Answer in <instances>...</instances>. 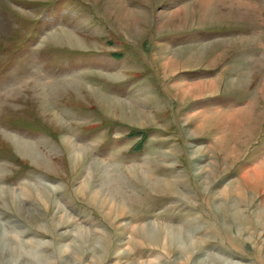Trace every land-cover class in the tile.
Wrapping results in <instances>:
<instances>
[{"label": "rangeland", "instance_id": "obj_1", "mask_svg": "<svg viewBox=\"0 0 264 264\" xmlns=\"http://www.w3.org/2000/svg\"><path fill=\"white\" fill-rule=\"evenodd\" d=\"M219 263L264 264V0H0V264Z\"/></svg>", "mask_w": 264, "mask_h": 264}, {"label": "bare ground", "instance_id": "obj_2", "mask_svg": "<svg viewBox=\"0 0 264 264\" xmlns=\"http://www.w3.org/2000/svg\"><path fill=\"white\" fill-rule=\"evenodd\" d=\"M181 83H182V82H181ZM212 84H213V82H212V81H209V82H207L206 85H205V84H201V85H202L204 88H207V87L209 88V87L212 86ZM172 86L176 88V87H178V84H177V83H176V84L173 83ZM186 86H187V85H186ZM191 86H192V85H191ZM195 87H197L196 84H195ZM188 88H189V86H188ZM178 90H179L180 92H183L184 90H186V88L183 87V86H182V87L179 86ZM200 95H201V94H200ZM200 97H201V96H200ZM70 148H72V147H70ZM78 149H79V148H78ZM77 154H78V153H77ZM164 234H165V233H164ZM168 235H169V234H168ZM179 241H180V240H179ZM167 242H168V241H167ZM162 243H163V242H162ZM181 246H182V245H181ZM184 249L188 250V248H184ZM221 260H222V259H221ZM219 261H220V260H219ZM223 261H224V260H223ZM205 263H206V262H205ZM222 263H223V262H222ZM222 263H219V264H222ZM235 264H236V263H235Z\"/></svg>", "mask_w": 264, "mask_h": 264}]
</instances>
